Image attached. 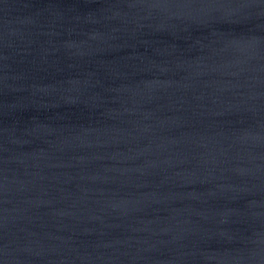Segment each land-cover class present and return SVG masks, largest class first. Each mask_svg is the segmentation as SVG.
Instances as JSON below:
<instances>
[{
    "label": "water",
    "instance_id": "95a60500",
    "mask_svg": "<svg viewBox=\"0 0 264 264\" xmlns=\"http://www.w3.org/2000/svg\"><path fill=\"white\" fill-rule=\"evenodd\" d=\"M0 264H264V0H0Z\"/></svg>",
    "mask_w": 264,
    "mask_h": 264
}]
</instances>
